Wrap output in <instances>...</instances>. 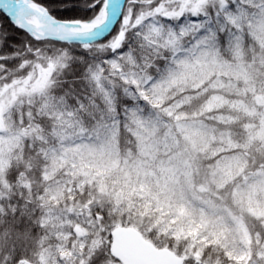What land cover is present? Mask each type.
<instances>
[{"label":"clouds","instance_id":"9594fccd","mask_svg":"<svg viewBox=\"0 0 264 264\" xmlns=\"http://www.w3.org/2000/svg\"><path fill=\"white\" fill-rule=\"evenodd\" d=\"M162 2L120 50L0 56L7 264H248L264 248V0H196L195 20L190 0Z\"/></svg>","mask_w":264,"mask_h":264},{"label":"snow or ice","instance_id":"6c2138e0","mask_svg":"<svg viewBox=\"0 0 264 264\" xmlns=\"http://www.w3.org/2000/svg\"><path fill=\"white\" fill-rule=\"evenodd\" d=\"M195 4L196 0H190L186 9L194 20L198 18ZM0 11L9 18L0 23V56H4L23 49L26 43L35 48L41 41L85 47L110 42L111 48L120 50L140 25L152 22V14L166 18L162 13L171 7L162 0H0ZM247 259L248 264H264V248L249 253ZM18 262L17 256L14 264ZM0 264L7 261L0 257Z\"/></svg>","mask_w":264,"mask_h":264},{"label":"trees","instance_id":"16d2710c","mask_svg":"<svg viewBox=\"0 0 264 264\" xmlns=\"http://www.w3.org/2000/svg\"><path fill=\"white\" fill-rule=\"evenodd\" d=\"M9 18L6 17V15L0 11V23H3L5 20H8Z\"/></svg>","mask_w":264,"mask_h":264}]
</instances>
